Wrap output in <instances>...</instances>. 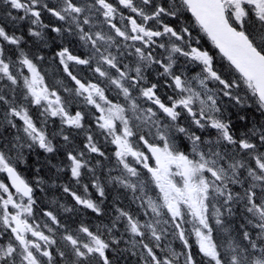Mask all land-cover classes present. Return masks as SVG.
Masks as SVG:
<instances>
[{
	"label": "snow or ice",
	"instance_id": "1",
	"mask_svg": "<svg viewBox=\"0 0 264 264\" xmlns=\"http://www.w3.org/2000/svg\"><path fill=\"white\" fill-rule=\"evenodd\" d=\"M3 2L22 13L13 16L8 11L11 20L30 21L29 36L44 40V30L49 29L63 38H78L89 54L74 55L68 46L56 53L63 72L75 83L72 89L62 88L66 99L55 85L45 82L38 67L44 57L30 58L20 47L24 37L0 25V81L7 82L0 89V105L6 109L0 126L17 129L14 118H19L22 125L17 132L23 134L0 140V173L5 174L0 179V264H54V250L64 264H117L118 256L126 252L138 255L142 264H264V123L252 122L249 128L250 116L237 114V121L245 122L237 125L222 110V98H227L229 104L259 111L264 117V0ZM121 5L129 15H124ZM184 11L191 12L235 78L225 79L214 67L215 57L199 46L189 27L164 22L167 18L179 20ZM43 13L54 17L58 26L45 24ZM161 39L166 42H158ZM7 46L19 50L17 60L6 55V49L11 50ZM154 47L166 49V60L153 55ZM177 54L201 71L192 78L183 72L176 74ZM129 58L133 59L126 63ZM152 65L163 69L159 76L171 79L168 87L175 95L167 97L168 103L157 95L158 85L149 83L144 74L143 69ZM74 66H86L99 82L78 78ZM213 81L218 89L209 87ZM18 85L22 86L23 103L16 100ZM106 88L109 93L114 89L124 102L114 103ZM72 97L82 98L99 113L96 126L105 141L115 146L112 155L119 171L112 176L109 169L107 183L130 191L143 219L138 213L117 208L111 226L105 225L103 231L99 227L93 231L83 223L75 231L69 230L52 211L44 213L50 223L36 222L33 183L39 187L44 181H29L18 165L27 162L25 148L37 146L48 153L56 149L45 122L37 126L26 105L41 108L46 119L59 117L62 126L84 130L86 151L105 156L85 128V113L71 111ZM138 100L151 102L153 107H142ZM182 113L188 117L189 127L177 123ZM161 114L167 123L161 121ZM240 127L246 130L241 132ZM210 130H215L214 137L197 134ZM177 133L187 139L189 151L180 149ZM61 135L70 143L63 128ZM150 156L154 166L149 163ZM66 159L77 183L90 173L93 187L105 197V185L85 158V151H68ZM140 165L150 174L147 181ZM149 185L158 189L155 198L149 194ZM82 187L83 196L67 185L64 192L77 205L101 213L100 205L88 196L89 186ZM9 206L14 211H9ZM64 211L73 209L65 207ZM121 221L122 233L118 227ZM57 228L63 230L60 239L66 251L53 249L58 244ZM192 237L194 244L189 242ZM174 240L181 242V251L172 247Z\"/></svg>",
	"mask_w": 264,
	"mask_h": 264
},
{
	"label": "rangeland",
	"instance_id": "2",
	"mask_svg": "<svg viewBox=\"0 0 264 264\" xmlns=\"http://www.w3.org/2000/svg\"><path fill=\"white\" fill-rule=\"evenodd\" d=\"M138 2H139V0H137V3ZM119 7H120L121 11L124 12V15L125 16H127V15L130 14L129 13V10L124 9L122 5L119 6ZM8 11H11L13 16L22 15V13H18L17 11L10 9V7L3 2V0H0V25L5 26L6 30H9L10 29V31L15 32L16 35H18V36H21V35L23 36L26 33V28H27V34H28L29 28L32 27V25L30 24V21H28V20H17V21H13V20H11L7 16V12ZM47 17L49 19L48 14H47ZM60 23H62V22H60ZM105 30H107V29H105ZM189 30H190V28H189ZM46 32H47V29L44 30V34H46ZM52 33L53 34H56L54 32H52ZM33 38H35V37H33ZM35 39L38 42L40 41L37 38H35ZM46 39H47V36H46ZM56 39H58V38H56ZM69 39L76 40L78 42V45L77 46L84 53L86 52L87 55L89 54V50L87 48H84V47L81 46L80 42L78 41V38H75V37L66 38L67 41ZM60 44H61V46H65L66 45V41L65 42H61ZM38 45H41L42 46L41 48H43L44 50L51 51L52 52V47H51L52 44H51V40L50 39H47V40L44 39V41L43 42L40 41L38 43ZM166 47H170V45H167ZM155 50H156V48L153 50V55H156L157 58H164L166 60L167 55H168V52L166 51V49H164V51H161L159 48H157V51L156 52H155ZM55 51H60V50H55ZM55 51H53V52H55ZM160 52H162V53L160 54ZM18 54H19V51H18ZM52 56H53V58H56L57 61H59V57L57 55H53L52 54ZM178 56L179 55L177 54V56L174 57V59H176V61H177ZM130 59H133V58H129L128 60H125V62L126 63L129 62ZM59 63H60V61H59ZM195 66L197 67V70H198L196 73H194V74L186 73L185 71L188 70V61L185 62V61L182 60L181 63L178 64L179 71L178 72L176 71V74H180L181 72H183L188 78H192V77L196 76L197 73L200 72L199 69L201 70V68L198 65H195ZM93 67H94V65H93ZM74 69L78 73V75L75 72H73V74L74 75H77L78 78H82L83 80H91L94 83L95 82H99L98 79H97V77H94L93 74H92V72L86 66H74ZM143 70H144L145 76L148 79V82L149 83H156L158 85V88H159V85H161V87L164 86L163 85L164 83H167L168 85L171 83V79L170 78H165L163 76H159L158 75L159 72H162L163 71V69L160 66H158V65H152L151 67H145ZM81 73H82V75H81ZM27 75H28V72H27ZM51 76H52L53 80L55 82H57L56 90L60 92L61 96H64L67 99L68 96L66 94L63 95L64 92L62 91V88H64V87L69 88V89L74 88L75 87L74 81H71V79H69L67 77V74L63 72V66L61 64H60V68L59 69L54 70V72L51 73ZM60 76L62 77L61 78V81L59 79ZM45 82L47 83L46 79H45ZM69 82H70V84H69ZM214 84H216V83L209 82V87L210 88H215L214 87ZM101 86H104V85L101 84ZM194 86H195V82H194ZM169 89H170V87H168V90L166 92H163V95H165V100L167 101V102L164 101L165 103H168L167 97L172 95L170 93V90ZM134 94L135 95H138V93H134ZM106 95H108L109 96V99H112L114 103H116V102L123 103L124 102L123 101V97H117L116 96V93H115V90L114 89L112 90L111 93H109V90L106 88ZM22 97L23 96H21L20 98H18L16 100L17 101L23 100ZM161 100H162V98H161ZM72 101L73 102H72L71 108H73V106H74L76 110H80L81 109L80 111H82V112L85 113V120L84 121H87L88 122V126H87L88 128L87 129H91V128L94 129L95 135L93 136V139L97 143V146H99L103 152H107L106 153V155H107L106 158L100 157L96 153H89V152H87L86 151V148H85V145L87 144V139H86L85 131L83 133L79 134V136H80L81 139H77V135L70 136V141H72L73 144L70 143L71 144V147H69L68 151H71L73 149L78 150V151H85V157L90 161V163H91V157L92 156H96V158H97L96 161H100L99 165H97L96 163L94 165L91 163V165L95 168V175L97 177H99L100 178V182L105 185V197L101 198L99 196V193L93 187V183H94L93 178L91 179L92 180L91 181V185L92 186H89V190L90 191H88V196L90 197V194H93V195H96L101 200H103V203L106 206L105 215H103V217L105 219H107L108 221L106 223H103L102 221L98 220L100 218L99 217V214L100 213L99 214L98 213H95L91 209H86V208H84L81 205H77L76 203L74 204L73 202H68V200L69 199H72V197L70 195H66L67 193H65L64 190H61V191L65 195H63L60 198V200H57L55 202L54 206L56 208H61L62 207V204H65L66 203L67 208L73 209V211L70 212V214L76 216L75 219H74V221H73V217L72 218H67L65 216V214L68 213V212H65L64 211L65 206L62 207L63 211H61L60 213H58V209L53 210V206L52 205L48 206V209H50L49 211H52L53 214H55L57 216V218L61 221V224L66 225L69 228V230L75 231V229H77L80 226V224L83 223V224L87 225L90 229H92L93 231H95L97 227H99L101 229V231H103L105 225H108L109 227L111 226V221L117 215L116 209L117 208H120V206H118L119 202L115 200L116 198L114 197V190H115V192L118 191V190L124 191L126 194L129 195L131 201H133V199H132V193L130 191L126 190V189L120 188L117 185L107 183L108 178H109V169H112V171H111V175L112 176L119 175V171L117 170V163H116L115 157H114V155H112V153L115 150V146L105 141L103 135L101 134V130L96 126L95 115H98L99 113L94 108H92V106L85 105L82 98L72 97ZM137 103L141 104V106L142 107H145V108H147V107H153V105L151 104V102H146L144 100H138ZM32 106H35V105H27L28 108H30ZM40 110L42 111L41 108H40ZM30 112H31V110L29 109V114H30ZM74 112L75 111H73V113ZM53 118H56L57 120H60L59 117H53ZM160 119H161V121L163 123H167L168 122L167 119L165 118V116H163L162 114L160 115ZM46 120H47V122H45V127H46V129H47V131L49 133V129H48L47 125H48V123L50 121H52V119L51 118H49V119L47 118ZM180 120H184V122L180 126H182V127H189V124L187 122L188 121V117L186 116V114L182 113ZM16 124H17V129L21 127V125L19 123H16ZM39 125L37 123V126H39ZM4 126H5V124H4ZM64 127L70 133H74L75 132L74 129H69L67 125H64ZM97 130H98V132H97ZM18 134L21 135V136H23L22 132L21 133H18ZM55 134L56 133L54 132L53 133V136H55ZM182 135L183 134H180V133H177L176 134L177 144H178V146L180 147L181 150H182V148H181V136ZM50 139H52V138H50ZM76 139L79 140V143H78L79 146L77 148H76ZM54 142L55 141H53V139H52V143L55 146V143ZM60 147L62 148V145H60ZM36 148H38V147L37 146H34L32 149H36ZM142 150H145L146 151L145 146H143ZM29 151L30 150H28L27 148H25L23 150V155L24 156L27 155V152H29ZM49 154H51V153L45 152V156H47ZM59 155L60 154L58 152V155H56L55 157H57ZM65 157H66V154H65ZM129 159L131 161V158H129ZM149 163L151 165H153V166L155 165L154 158H152L151 156L149 157ZM138 167L140 168V170L142 172L143 179H145L147 181L150 178V174H147V170L146 169H143L142 165H140ZM24 168L26 169L27 166L24 165ZM2 177H3V173H0V179H3ZM73 179H74L75 185H73L72 187H70L72 189V191H76L77 194L84 193V189L82 187V183L80 185H78V183L76 182L75 178H73ZM38 188H39L40 191H45L46 190L45 187H44V183L41 184ZM149 188H150L149 194L152 195L155 198L156 195H157L158 189H155V186L154 185H149ZM49 190H53V189H49ZM5 196H6V194H5ZM65 199H67L66 200L67 202L64 201ZM60 203H62V204H60ZM68 204H71V205L68 206ZM130 205H131V207L129 209H126V210L127 211H131L134 214H137V213L140 214L141 219H143L144 217L142 215V212L139 211L138 203L135 202V203H131ZM9 211H14L11 208V206H9ZM87 211L90 212V213H92V214H94V216H95L94 217L95 220L91 221V223H89V224L87 223V221H85V219H86V216L85 215L87 214ZM33 212H34L35 220H36L37 223H41L42 225L44 223H50L49 219L42 212L40 213L38 211L37 204L34 205ZM30 222H32V221L30 220ZM122 224H123V221H121L120 222V225H118L119 232L120 233L123 232ZM62 234H63V230L57 228V230L55 232V238L57 239L58 244L55 245V246H53V249L59 247L60 250H62V251H66L67 250L64 247V242L60 239V237H61ZM127 238H128L127 236L124 237V239H127ZM169 239H171V237ZM194 239L195 238L192 237L189 242L194 244ZM120 247L121 248H124L125 245L122 243L120 245ZM172 247H174L177 251H181L182 250V248H181V242L179 240H174L173 243H172ZM195 250L198 251V249L194 246V251ZM53 256H54V264H64V261L60 257H58L56 255L55 250L53 251ZM124 256H126L125 253H123V255H119L118 256V258H117V264H129L126 261L127 258L124 257ZM132 256H133V258H135V259L138 260L139 264H142V261H141V259H140V257L138 255H132Z\"/></svg>",
	"mask_w": 264,
	"mask_h": 264
},
{
	"label": "trees",
	"instance_id": "3",
	"mask_svg": "<svg viewBox=\"0 0 264 264\" xmlns=\"http://www.w3.org/2000/svg\"><path fill=\"white\" fill-rule=\"evenodd\" d=\"M165 23H170L173 26H177V27H182V26H186L190 28V32L192 33L193 38L198 39L199 40V46H202L204 49L208 50L210 52V54H212L215 57L214 60V67L218 68L221 70L223 76L225 79H228L229 76H233V74L228 71V62L226 59H223L221 54L219 53V51L217 50V48L215 47V45L207 38V36L199 29L198 25L195 23L194 18L188 13V11H184L183 15L180 17L179 20H176L175 18H167L164 21ZM51 38H55V37H51ZM158 42H166L164 39L159 40ZM167 46V45H166ZM196 46V45H193ZM41 45H38L34 42L33 39H31V37L27 34V53L30 56V58H35L36 56H40V55H44L45 51L41 48ZM159 48V47H157ZM161 51H164V49L159 48ZM162 52H160L161 54ZM78 55H83V53L81 51H78L77 53ZM178 64V62H176ZM196 67V66H195ZM47 71H49L50 69H53L52 64L48 67H46ZM175 71H179V68H176ZM194 72V71H198L194 68L193 64L188 63V72ZM199 71H201L199 69ZM233 78H235V76H233ZM216 83V82H214ZM164 86L158 89V92L160 93V95L162 96L163 99H165V95H163V92H166L168 90V86L166 85V83L163 84ZM166 87V88H165ZM214 87L216 89L219 88L218 84H214ZM170 93L172 94L171 96H174L175 93L173 91L172 88L169 89ZM241 94H243V92H241ZM222 103L224 105V108L222 109L225 113L226 116L230 117L233 122L237 125H242L243 123H245L244 121H237V114L243 116L245 114L250 116V122H248V127L251 128L252 126V122H262L264 123V117H262L260 115L259 111H255V110H249L247 108H245L244 110H241L239 106H236L234 104H229V101L227 98H222ZM249 103L251 104V101H249ZM255 108V106L253 105V109ZM35 111V116L34 117H41L39 115V111L37 109H32ZM42 119V118H41ZM181 121V122H180ZM177 123H179L180 125H182V123L184 122V120H180ZM192 131H196L195 128L191 129ZM241 132L245 131L246 129H244L243 127H240L239 129ZM55 133H57V136H61L59 135L61 134V131L58 127L55 128ZM63 135H68L66 133V129L63 128ZM198 135H211V136H215V130H210L206 133H201V132H197ZM185 139V140H184ZM62 143L60 145H62L61 148V152H59L60 156L59 159H57V157H52L51 158H47L44 155L42 156L41 154H39L34 160L31 161L29 165H27V168H22L20 169V172L22 173V175L28 177L30 180H37L38 178H42L44 181L45 186H47L46 188V192L45 194H43V199L41 201L40 207H38V209L42 208V212H48V206L52 205L54 206L55 202L59 199V194L65 195L61 189H64V186L67 185L69 187L73 186L74 180H72V177L70 175V171L67 169V173H61V171H58V168L62 169L65 168L66 164H62L60 160L61 158L64 160H66L65 158V152L69 149V147H71V142L70 143H65V141L63 140V138H61ZM73 144V143H72ZM187 145V147H185ZM181 148L183 151H189L190 150V144L188 143L187 139L182 135L181 136ZM64 165V166H63ZM37 170H39L37 172ZM87 178L86 180V184L88 186H91V178L89 176H86ZM48 184V185H47ZM55 188V190H48L50 187ZM114 197L116 198L115 200L119 202L118 206H120V208L123 209H129L131 207V200L128 194H126L124 191L118 190L115 192L114 190ZM67 199H65L64 201H66ZM62 204V203H60ZM67 206L66 203L62 204V207ZM69 206V204H68ZM117 206V207H118ZM69 217V216H68ZM235 219V218H233ZM193 254L196 255V253L198 251H194V247L192 249ZM126 258H127V262L129 264H139L138 260L133 258V256L129 253L126 252L125 253Z\"/></svg>",
	"mask_w": 264,
	"mask_h": 264
},
{
	"label": "flooded vegetation",
	"instance_id": "4",
	"mask_svg": "<svg viewBox=\"0 0 264 264\" xmlns=\"http://www.w3.org/2000/svg\"><path fill=\"white\" fill-rule=\"evenodd\" d=\"M26 28V27H25ZM25 36H26V39H27V28H26V33H25ZM11 47H13V46H7V48L8 49H11V50H7L6 49V55L7 56H9L13 61H15V49H13V48H11ZM24 52H26L27 53V48L24 50ZM17 67H18V65H17ZM23 71H24V74L25 75H27V69L25 68V69H23ZM62 72V71H61ZM60 72V73H61ZM77 75H78V73L76 72V71H74ZM82 75V74H81ZM61 76L59 77V79H60V81H61ZM65 78V77H64ZM53 79V78H52ZM70 79V78H69ZM5 83H7L6 81H0V89H3V86H4V84ZM50 83H53V84H56L57 82H55L54 80H51L50 81ZM69 84H70V82H69ZM52 85V84H51ZM57 85V84H56ZM17 88H16V93H15V95H16V99H18V98H20L21 96H23V92H22V86H20V85H18V86H16ZM4 93L5 94H7V95H9L10 96V94L8 93V91H7V89H4ZM18 103H23L24 101L23 100H20V101H17ZM27 106V105H26ZM6 111V109H5V107L3 106V105H0V121H3L4 120V112ZM15 119V121H16V123H19L20 125H22V122L19 120V118H14ZM89 130V133L90 134H92V136H94L95 135V131H94V129H88ZM97 132H98V130H97ZM0 133H2L3 135L0 137V140H3L4 138H8V139H11V138H13L14 136H16L17 134H18V132H17V130L16 129H13V128H11L10 126H8V125H6L5 124V126L3 125V126H0ZM86 134V133H85ZM77 139H81L80 138V136L77 134ZM76 139V148L79 146L78 145V143H79V140H77ZM105 153V156H104V158H106V153L107 152H104ZM12 155L13 156H15V152H13L12 153ZM25 158H26V161H27V155H25L24 156ZM59 157H61L60 155L59 156H57V159H59ZM91 157V156H90ZM86 158V157H85ZM87 159V158H86ZM60 160H62L61 161V163L62 164H64V160L61 158ZM96 160H97V158H96V156H92L91 157V163L94 165L95 163H96ZM26 166H27V162L26 163H24ZM86 176H89L91 179H92V176H91V174L89 173V174H86L85 176H84V178L83 179H81L80 180V182L78 183V185H80L81 183H82V185H85L86 184ZM73 185H75V182L73 183ZM92 186V185H91ZM61 190H63V189H61ZM88 191H90L89 190V187H88ZM85 193H79L78 195H84ZM66 195H69L68 193L66 194ZM63 195L62 194H59V199L58 200H60V198L62 197ZM89 198H91V199H93L94 201H96L99 205H100V207H101V209H102V211H101V213L99 214V219L98 220H100V221H102L103 223H106L108 220L107 219H105L104 217H103V215H105V209H106V206H105V204L103 203V200H101L100 198H98L96 195H93V194H90V197ZM68 202H73L74 204H75V201L73 200V198L72 199H69L68 200ZM131 203H135L134 201H132ZM71 204H69V206H70ZM134 205V204H133ZM65 207H67V206H65ZM61 211H63V209H62V207L61 208H58V213H60ZM65 216L67 217V218H72L73 217V221H74V219H75V215H72V214H70V212H68L67 214H65ZM69 216V217H68ZM86 216V219H85V221H87V223L89 224V223H91V221H93V220H95L94 219V214H92V213H90V212H88L87 211V214L85 215ZM98 222V221H97Z\"/></svg>",
	"mask_w": 264,
	"mask_h": 264
},
{
	"label": "bare ground",
	"instance_id": "5",
	"mask_svg": "<svg viewBox=\"0 0 264 264\" xmlns=\"http://www.w3.org/2000/svg\"><path fill=\"white\" fill-rule=\"evenodd\" d=\"M122 255H123V254H122ZM120 257H121V256H120ZM124 257H126V256H124ZM127 258H128V257H127ZM122 259H123V258H122ZM122 259H121V260H122ZM128 260H129V258H128ZM124 261H125V260H124Z\"/></svg>",
	"mask_w": 264,
	"mask_h": 264
},
{
	"label": "water",
	"instance_id": "6",
	"mask_svg": "<svg viewBox=\"0 0 264 264\" xmlns=\"http://www.w3.org/2000/svg\"><path fill=\"white\" fill-rule=\"evenodd\" d=\"M219 50V49H218Z\"/></svg>",
	"mask_w": 264,
	"mask_h": 264
}]
</instances>
